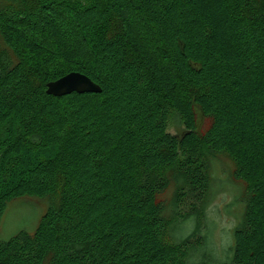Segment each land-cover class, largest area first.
Here are the masks:
<instances>
[{
  "label": "trees",
  "instance_id": "trees-1",
  "mask_svg": "<svg viewBox=\"0 0 264 264\" xmlns=\"http://www.w3.org/2000/svg\"><path fill=\"white\" fill-rule=\"evenodd\" d=\"M0 2V227L50 199L35 232L0 235V264H264V0ZM73 72L102 92L47 94ZM206 151L247 186L224 261Z\"/></svg>",
  "mask_w": 264,
  "mask_h": 264
},
{
  "label": "rangeland",
  "instance_id": "rangeland-1",
  "mask_svg": "<svg viewBox=\"0 0 264 264\" xmlns=\"http://www.w3.org/2000/svg\"><path fill=\"white\" fill-rule=\"evenodd\" d=\"M5 3L0 2V7ZM7 5V4H5ZM0 39V48H3ZM199 129L203 133L210 122L201 114L198 115ZM183 129L176 125L172 117L168 130L178 134ZM207 162L210 167L211 189L204 205L203 230L209 229L214 256L219 260H226L229 249L233 244V233L243 218L245 211L244 196L246 183L236 175L237 164L227 154H215L206 151ZM170 179L168 190L159 197V201L169 204L174 196L176 186L172 170L166 172ZM50 206V199L21 198L11 202L3 216L0 235L8 239L15 234L25 231L32 234L37 229L41 218ZM171 218V211L167 213ZM191 229V226H188Z\"/></svg>",
  "mask_w": 264,
  "mask_h": 264
},
{
  "label": "water",
  "instance_id": "water-1",
  "mask_svg": "<svg viewBox=\"0 0 264 264\" xmlns=\"http://www.w3.org/2000/svg\"><path fill=\"white\" fill-rule=\"evenodd\" d=\"M47 94L62 97L73 93H101V87L94 83L89 77L84 74L73 72L63 78L51 82L47 86Z\"/></svg>",
  "mask_w": 264,
  "mask_h": 264
}]
</instances>
